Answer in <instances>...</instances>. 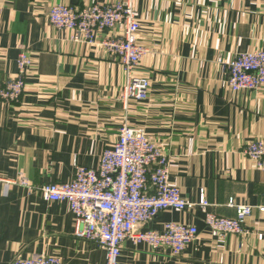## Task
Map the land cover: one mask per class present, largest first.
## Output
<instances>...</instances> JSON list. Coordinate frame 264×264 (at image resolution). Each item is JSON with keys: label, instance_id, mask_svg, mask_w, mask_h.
Wrapping results in <instances>:
<instances>
[{"label": "crops", "instance_id": "obj_1", "mask_svg": "<svg viewBox=\"0 0 264 264\" xmlns=\"http://www.w3.org/2000/svg\"><path fill=\"white\" fill-rule=\"evenodd\" d=\"M115 0H0V88L18 73L27 50L33 63L18 102L0 98V264L40 254L62 264H105L101 246L74 235L66 201L48 202L43 185L69 182L75 163L98 168L124 121L143 128L173 158L171 182L209 211L236 217L231 203L253 210L247 233L221 237L200 207L162 211L140 229L168 222L198 227L180 256L126 240L121 264H264V171L242 151L264 142V85L233 91L226 61L264 48V0H138L139 42L150 48L136 74L150 81L146 100L118 99L126 74L101 44L75 41L50 24L52 5L80 7ZM219 58L223 60L220 61Z\"/></svg>", "mask_w": 264, "mask_h": 264}, {"label": "built area", "instance_id": "obj_2", "mask_svg": "<svg viewBox=\"0 0 264 264\" xmlns=\"http://www.w3.org/2000/svg\"><path fill=\"white\" fill-rule=\"evenodd\" d=\"M138 0L94 2L80 7L66 3L51 6L48 20L58 29L74 32L75 41L93 43L97 33L107 31L101 44L122 66L126 81L118 99L146 100L150 96V81L136 74L150 48L139 42L141 30ZM222 61V58H219ZM33 60L27 50L18 58V73L0 88V98L18 102L26 89L25 76ZM228 84L233 91L257 90L264 85V48L239 52L225 62ZM243 153L264 171V142L248 141ZM173 158L164 147L143 128L124 121L118 129L116 142L101 154L98 168L75 163V175L69 182H57L39 188L48 202L66 201L75 217L74 235L95 243L106 251L105 264H121L123 243H145L152 249L167 247L172 256H180L187 245L196 240L198 227L192 224L168 222L161 230L140 229V225L154 220L162 211L175 209L193 211L200 207L206 212V224L221 237L247 233L246 218L253 207L231 203L235 218H227L209 211L210 202L202 193L199 202L183 197L181 189L171 182ZM5 185L25 181L8 180ZM11 264H62L56 256L40 254L29 259L16 257Z\"/></svg>", "mask_w": 264, "mask_h": 264}]
</instances>
